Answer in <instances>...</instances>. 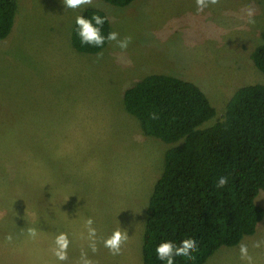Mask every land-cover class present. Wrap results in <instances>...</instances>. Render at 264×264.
Returning <instances> with one entry per match:
<instances>
[{
    "label": "rangeland",
    "instance_id": "obj_1",
    "mask_svg": "<svg viewBox=\"0 0 264 264\" xmlns=\"http://www.w3.org/2000/svg\"><path fill=\"white\" fill-rule=\"evenodd\" d=\"M17 3L11 32L0 40V264H82V252L91 264H144L148 200L169 144L143 132L123 92L151 73L178 76L204 91L215 122L237 88L264 84L250 58L263 42L264 0H219L202 12L195 0L123 7L93 0L82 9L63 0ZM248 6L254 24L247 23ZM87 7L103 10L121 38L131 36L126 50L108 42L98 60L72 47L71 25ZM255 202L264 208V191ZM117 228L128 239L113 255L103 240ZM61 232L70 241L65 261L54 255ZM256 241H264V217L252 235L205 264H247L242 243L253 264H264V243L253 247Z\"/></svg>",
    "mask_w": 264,
    "mask_h": 264
},
{
    "label": "trees",
    "instance_id": "obj_2",
    "mask_svg": "<svg viewBox=\"0 0 264 264\" xmlns=\"http://www.w3.org/2000/svg\"><path fill=\"white\" fill-rule=\"evenodd\" d=\"M103 1L123 7L134 0ZM17 9V0H0V40L11 32ZM81 13L106 17L102 32L111 31L103 10L87 7ZM262 37L250 58L264 73V33ZM70 42L87 54L108 43L102 49L81 44L75 20ZM123 104L145 134L169 144L148 200L141 240L144 264H165L155 253L163 240L178 245L184 238L195 239V258L176 257L175 264H205L219 248L235 246L256 231L264 217V208L255 202L264 191V84L237 88L213 123L216 111L204 91L174 75H145L124 90ZM221 176L228 183L218 188Z\"/></svg>",
    "mask_w": 264,
    "mask_h": 264
},
{
    "label": "clouds",
    "instance_id": "obj_3",
    "mask_svg": "<svg viewBox=\"0 0 264 264\" xmlns=\"http://www.w3.org/2000/svg\"><path fill=\"white\" fill-rule=\"evenodd\" d=\"M197 12H202L209 5H216L219 0H195ZM66 8L70 9H82L85 6H90L93 4V0H63ZM247 16V23H255V9L252 6H248L245 9ZM243 18V17H242ZM106 17L99 14L93 15L91 18L85 17L82 13L78 14L75 19V24L77 26V35L79 36L80 42L83 45H91L95 48H103L106 42H115V45L121 50H126L131 42V36L120 37V34L116 31H109L105 36L102 32L103 25L105 24ZM103 53H97V59L102 58ZM155 118V115L153 116ZM228 183V177L221 176L216 181V187L223 188ZM86 227L88 230V239L90 241L89 247L92 252L97 251L96 247V229L93 227L94 221L89 217L86 222ZM28 235L35 238L37 233L33 228L28 229ZM6 239L9 241L12 239L8 236ZM128 239V234L126 230L122 231L121 228L115 229L108 237L104 238L103 244L111 254L118 255L121 252V246ZM69 239L66 233H59L55 238V249L54 255L60 261L67 260V249L69 246ZM261 243L264 241H256L253 247H260ZM197 242L193 238H184L177 245L170 240L161 241L155 248V253L157 259L165 262V264H175L176 257H184L189 260L194 259L192 255L197 251ZM82 264H91V261L87 258V253L82 252ZM240 255L241 259L246 260L247 264H253V258L249 255L248 246L246 244L240 245Z\"/></svg>",
    "mask_w": 264,
    "mask_h": 264
}]
</instances>
